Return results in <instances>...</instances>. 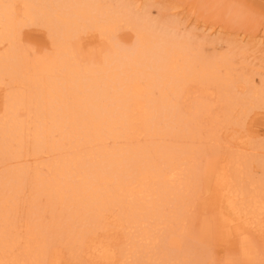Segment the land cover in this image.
<instances>
[{
	"label": "bare ground",
	"instance_id": "obj_1",
	"mask_svg": "<svg viewBox=\"0 0 264 264\" xmlns=\"http://www.w3.org/2000/svg\"><path fill=\"white\" fill-rule=\"evenodd\" d=\"M178 30L127 0H0V264H195L215 191L240 260L264 264V143L232 135L264 87Z\"/></svg>",
	"mask_w": 264,
	"mask_h": 264
},
{
	"label": "rangeland",
	"instance_id": "obj_2",
	"mask_svg": "<svg viewBox=\"0 0 264 264\" xmlns=\"http://www.w3.org/2000/svg\"><path fill=\"white\" fill-rule=\"evenodd\" d=\"M137 12L145 10L158 25L178 27V33L188 35L190 43L198 44L204 55L227 53L235 62V73L254 72L253 80L264 87V0H127ZM115 4V0H105ZM143 4V5H142ZM173 24V25H172ZM29 44L37 47L46 39L45 30L39 26L23 27ZM118 44L129 47L133 34L129 30L118 33ZM243 84V81H237ZM245 89V86H244ZM244 89L242 92H244ZM1 114V107H0ZM233 139L246 140L250 144L264 143V109L252 108L240 124L232 125ZM229 131V130H228ZM231 133V131H229ZM244 136L241 138V136ZM219 145H223L220 143ZM249 151H252L249 150ZM222 148L211 150L203 159L213 160L220 166ZM252 167L254 174L258 170ZM215 191L208 192L193 207L195 217L186 238L188 256L185 261L195 264H248L241 261L237 247L233 217ZM197 198V197H196ZM203 208H200V206ZM193 212L185 211L189 217ZM48 217L46 220L48 221ZM257 248L263 244L262 237L254 236ZM76 264V262H75ZM173 264H178L174 262Z\"/></svg>",
	"mask_w": 264,
	"mask_h": 264
}]
</instances>
